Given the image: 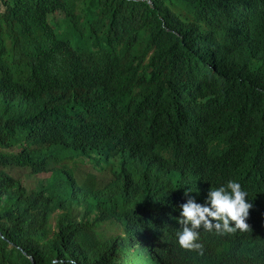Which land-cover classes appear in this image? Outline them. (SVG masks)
Returning a JSON list of instances; mask_svg holds the SVG:
<instances>
[{"label":"trees","instance_id":"obj_1","mask_svg":"<svg viewBox=\"0 0 264 264\" xmlns=\"http://www.w3.org/2000/svg\"><path fill=\"white\" fill-rule=\"evenodd\" d=\"M263 145L264 0H0V264H264ZM241 173L248 230L181 249Z\"/></svg>","mask_w":264,"mask_h":264},{"label":"clouds","instance_id":"obj_2","mask_svg":"<svg viewBox=\"0 0 264 264\" xmlns=\"http://www.w3.org/2000/svg\"><path fill=\"white\" fill-rule=\"evenodd\" d=\"M263 146H259L257 152ZM218 148V147H217ZM220 151L222 148H219ZM230 152H233L229 145ZM229 150L224 152V156L229 155ZM210 155V154H209ZM223 155L215 156L219 159L216 166H221ZM260 159L264 160V148L258 153ZM196 157H199L197 155ZM226 164L232 168H236V162L228 159ZM248 176L241 173L238 180H229L224 185H219L205 191L202 195V203L196 202L188 195L192 192L187 189L185 192V202L180 205V215L178 219L181 230L177 232V244L181 249H199L201 245L197 242L201 226L207 229H215L217 232L231 233L238 229L248 230L249 226L245 222L248 216V210L254 202L245 189V182ZM71 264V262H70Z\"/></svg>","mask_w":264,"mask_h":264},{"label":"rangeland","instance_id":"obj_3","mask_svg":"<svg viewBox=\"0 0 264 264\" xmlns=\"http://www.w3.org/2000/svg\"><path fill=\"white\" fill-rule=\"evenodd\" d=\"M24 184L26 187L34 186L33 179H29V180L24 181Z\"/></svg>","mask_w":264,"mask_h":264}]
</instances>
